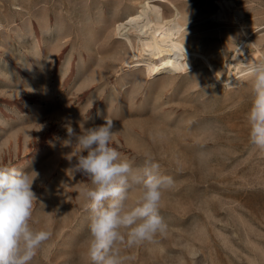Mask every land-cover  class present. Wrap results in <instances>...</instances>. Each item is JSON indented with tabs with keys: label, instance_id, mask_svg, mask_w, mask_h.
I'll return each mask as SVG.
<instances>
[{
	"label": "rangeland",
	"instance_id": "374dc122",
	"mask_svg": "<svg viewBox=\"0 0 264 264\" xmlns=\"http://www.w3.org/2000/svg\"><path fill=\"white\" fill-rule=\"evenodd\" d=\"M141 3L180 27L199 52L190 65L169 59L173 69L158 73L133 65L117 24ZM258 50L256 62L264 0H0V166L38 173L34 226L52 232L31 264H90L91 181L74 172L76 149L64 141L68 126L79 133L107 116L122 159L140 166L150 155L174 181L160 202L166 233L119 245L125 264H264V153L249 139L251 81L221 82L212 70L240 73ZM140 194L137 186L130 207Z\"/></svg>",
	"mask_w": 264,
	"mask_h": 264
},
{
	"label": "clouds",
	"instance_id": "9594fccd",
	"mask_svg": "<svg viewBox=\"0 0 264 264\" xmlns=\"http://www.w3.org/2000/svg\"><path fill=\"white\" fill-rule=\"evenodd\" d=\"M245 68L252 90L246 114L249 139L264 153V60L245 63ZM104 120L79 133L68 126L69 139L64 144L76 149L74 172L91 181L83 193L91 210L87 250L90 264H125L131 257H122L119 245L131 248L154 242L157 235L166 233L168 224L160 214V202L174 181L161 174L160 164L150 155L140 166L122 159L111 146L117 132L114 120L108 116ZM37 176L33 170L0 166V264H31L52 236L50 230L34 226L37 196L33 184ZM137 186L141 194L130 207L127 202Z\"/></svg>",
	"mask_w": 264,
	"mask_h": 264
},
{
	"label": "bare ground",
	"instance_id": "6f19581e",
	"mask_svg": "<svg viewBox=\"0 0 264 264\" xmlns=\"http://www.w3.org/2000/svg\"><path fill=\"white\" fill-rule=\"evenodd\" d=\"M227 3L230 4L229 1ZM220 4L222 6L224 3ZM239 13L241 15V12ZM217 16L225 17L226 15L221 10ZM117 28L119 34L122 35L120 37L125 38L130 46L134 48L133 65L144 66L148 72L158 73L171 71L173 67L169 59H174L183 67L190 65L191 56L198 55L199 53L190 49L178 25L173 24L161 12L144 3H141L140 7L131 13L127 19L119 21ZM132 35L135 36L134 39ZM245 44L246 41H243L239 45L233 61L240 63L241 58L239 55L245 54L243 52L245 50ZM258 52L259 50L250 55H246V63L255 61ZM203 57L208 61L207 56ZM212 70L221 82L226 83L237 82L247 74V69H244L240 73L234 72L224 77L215 68L212 67Z\"/></svg>",
	"mask_w": 264,
	"mask_h": 264
}]
</instances>
